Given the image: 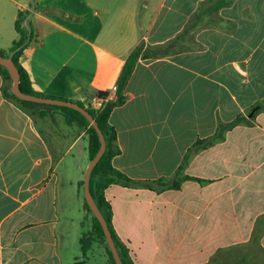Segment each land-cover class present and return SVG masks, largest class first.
<instances>
[{
  "label": "crops",
  "instance_id": "obj_1",
  "mask_svg": "<svg viewBox=\"0 0 264 264\" xmlns=\"http://www.w3.org/2000/svg\"><path fill=\"white\" fill-rule=\"evenodd\" d=\"M19 12L33 91L85 107L117 86L135 48L179 37L181 51L139 57L109 118L112 164L136 182L105 191L126 264L264 258V0H0V51L19 39ZM5 85L0 75V264H113L104 243L86 256L80 244L93 229L80 197L87 127L66 115L61 124L79 132L65 145L54 115L30 116Z\"/></svg>",
  "mask_w": 264,
  "mask_h": 264
},
{
  "label": "trees",
  "instance_id": "obj_2",
  "mask_svg": "<svg viewBox=\"0 0 264 264\" xmlns=\"http://www.w3.org/2000/svg\"><path fill=\"white\" fill-rule=\"evenodd\" d=\"M25 20H26V15H24L22 12H19L15 23L16 31L19 34V39L13 43L12 47L8 50V52L0 51V55L3 56L4 58L12 57L15 65L19 70L21 91L28 95L41 97L40 95L36 94L33 91L29 76L19 63V58L21 54L23 53L26 46L32 41V32L29 31L28 25L27 26L25 25ZM195 29L196 28L194 23L189 24V27L187 28V30H185L184 34L187 35ZM182 49L183 47L179 44V37H177L175 40L168 42L163 46H158L155 48L144 49L143 45L138 46L133 50V52L126 60L123 70L120 74L117 84V100L115 102H109L106 105V107L101 111H96L89 106L85 107L83 104L79 103L80 106L86 108L93 115L95 121L98 123L106 139V151L92 172L90 190L95 199L97 206L105 216V219L109 225V228L116 242V245H117V238L111 226V220H112L111 206L106 201L105 191L109 186L116 183L129 185L133 183L136 184V182L129 179L127 176H125L123 173L117 170L112 164V159L119 153V149L115 145L116 142L115 130L109 124V118L111 112L113 111L115 106L121 105L125 102L124 91L126 85L141 55L144 58H156L160 56H167L177 53ZM0 75L3 77L6 84L5 88L3 89L5 98L13 100L17 106H19L22 110H24L32 117L43 118L48 115L45 111L38 112L37 110H34L33 106L35 104L33 102L21 100L11 93L12 79L10 77L8 70L2 65H0ZM62 100L67 101L65 99ZM61 110L66 115L70 116V120L68 121L69 124L73 122H78L81 126L87 127V135L89 137V156H90V160H92L95 157V155L98 153L101 146L100 138L95 128L81 113L67 107H62ZM201 143L202 142H197L195 144V147L201 146ZM84 184H85L84 180L81 181L80 188L84 189ZM179 186H180L179 182H175L173 184H162L163 188H170V187L178 188ZM84 208L87 211V213L92 215L93 229L89 234L84 235L80 239L83 256H86L88 250L90 249V247L94 242L100 241L106 245L107 252L111 262L113 264H116L112 252L107 244V240L103 228L99 220L94 216V214L90 210L86 200L84 203ZM120 256L124 264H126V260L122 252L120 253Z\"/></svg>",
  "mask_w": 264,
  "mask_h": 264
},
{
  "label": "water",
  "instance_id": "obj_3",
  "mask_svg": "<svg viewBox=\"0 0 264 264\" xmlns=\"http://www.w3.org/2000/svg\"><path fill=\"white\" fill-rule=\"evenodd\" d=\"M25 24H27V21H25ZM0 65L4 66L8 70L10 77L12 79L11 93L21 100L33 102L35 104L33 106L34 110H37L38 112L45 111L50 117H52L55 108L61 109L62 107H67V108L73 109L81 113L90 122V124L95 128L100 138L101 146H100L98 153L91 160L87 168L85 179H84V183H85L84 184V197H85L87 204L89 205L90 210L92 211L94 216L99 220L103 228L104 234L106 236L107 244L112 252V255L115 259L116 264H124L120 256L119 250L117 248L116 242L112 236L109 225L105 219V216L102 213V211L99 209V207L97 206L95 199L90 190L92 172L106 151V139L98 123L95 121L93 115L86 108H83L77 103L59 100V99L37 97V96H32V95L23 93L20 89L19 70L17 66L15 65L12 57L4 58L3 56L0 55ZM254 112L255 110H253L252 113Z\"/></svg>",
  "mask_w": 264,
  "mask_h": 264
},
{
  "label": "rangeland",
  "instance_id": "obj_4",
  "mask_svg": "<svg viewBox=\"0 0 264 264\" xmlns=\"http://www.w3.org/2000/svg\"><path fill=\"white\" fill-rule=\"evenodd\" d=\"M88 107V106H87ZM53 115H54V118L55 120L59 123L58 127L56 128L57 130L59 131H62V132H69L70 134V137L67 138L68 142L65 141V145H69V142L71 141V138L76 135L78 132H79V128L75 125L74 127H68V126H65V125H62L61 122L64 121V118L66 116V114L60 109V108H55L54 109V112H53ZM41 128L43 130V133L46 135V137L52 141V133L49 131V129L43 124L41 123ZM81 145H85L86 147V150H87V155L89 156V139L88 137L86 136L82 141H81ZM79 148L77 149H74L71 151L70 155L67 157V161L66 163L60 167L59 171H58V174L61 175V178L66 179L67 178V171H66V167L67 168H71L73 167V165H71V161L73 158H79L80 157V152L78 151ZM69 174L72 175L74 174L76 177H78L79 173L78 171H69ZM83 179H85V175L83 176ZM67 188V184L65 186V189ZM83 196H84V189L81 188V191H80V197L83 199ZM92 216V215H91ZM90 232L88 233H85V235L89 234ZM224 251H221L219 254H222ZM251 263V262H250ZM256 264H264V258H258L256 261H255ZM244 264H248V262L244 263Z\"/></svg>",
  "mask_w": 264,
  "mask_h": 264
},
{
  "label": "built area",
  "instance_id": "obj_5",
  "mask_svg": "<svg viewBox=\"0 0 264 264\" xmlns=\"http://www.w3.org/2000/svg\"><path fill=\"white\" fill-rule=\"evenodd\" d=\"M117 98V86L113 88V90L108 95H96L91 101L89 107L96 111L103 110L106 105L112 101V99Z\"/></svg>",
  "mask_w": 264,
  "mask_h": 264
}]
</instances>
